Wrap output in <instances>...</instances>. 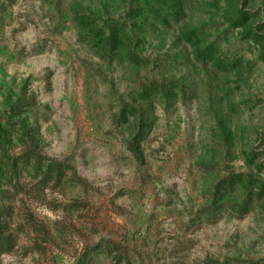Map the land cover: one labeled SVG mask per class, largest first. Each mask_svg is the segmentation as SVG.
Listing matches in <instances>:
<instances>
[{
	"label": "rangeland",
	"instance_id": "374dc122",
	"mask_svg": "<svg viewBox=\"0 0 264 264\" xmlns=\"http://www.w3.org/2000/svg\"><path fill=\"white\" fill-rule=\"evenodd\" d=\"M6 119L76 176L11 200L0 264H264V0H0Z\"/></svg>",
	"mask_w": 264,
	"mask_h": 264
},
{
	"label": "trees",
	"instance_id": "16d2710c",
	"mask_svg": "<svg viewBox=\"0 0 264 264\" xmlns=\"http://www.w3.org/2000/svg\"><path fill=\"white\" fill-rule=\"evenodd\" d=\"M116 26V25H115ZM111 36L118 34L119 29L111 25ZM154 87L150 91L151 94L163 93L162 84H153ZM164 94V93H163ZM32 104L30 102L15 104L10 111L11 117H16L18 114L29 112ZM25 107L27 111H22L20 108ZM3 122V121H2ZM3 130L14 132L12 134H21L20 129H17L16 123H11L9 120H4L3 126H0V131ZM147 133L146 127L140 125L135 135V140H143ZM1 134V133H0ZM24 136V135H23ZM26 173L29 177L26 184H20L21 176ZM75 175L74 168L66 161L50 160L40 156L26 141L17 155H11L0 138V219L8 216L10 208L7 205L11 200L22 193L24 187H27L30 192L43 193L48 187L60 185L69 175ZM78 180H81L77 177ZM3 225L0 223V229ZM4 232L0 231V252H8L11 248V239L9 236L4 237ZM104 248L102 251L111 260L112 264H125L131 260L133 248L127 243L107 239L104 245L96 244L90 249H87L83 260L77 264H89V252Z\"/></svg>",
	"mask_w": 264,
	"mask_h": 264
}]
</instances>
